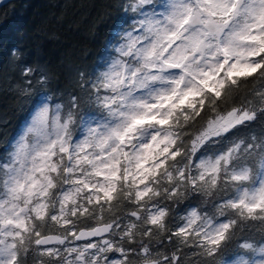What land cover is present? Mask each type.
I'll return each mask as SVG.
<instances>
[{
  "label": "snow or ice",
  "instance_id": "snow-or-ice-1",
  "mask_svg": "<svg viewBox=\"0 0 264 264\" xmlns=\"http://www.w3.org/2000/svg\"><path fill=\"white\" fill-rule=\"evenodd\" d=\"M117 7L64 87L20 68L0 264H264V0Z\"/></svg>",
  "mask_w": 264,
  "mask_h": 264
},
{
  "label": "trees",
  "instance_id": "trees-1",
  "mask_svg": "<svg viewBox=\"0 0 264 264\" xmlns=\"http://www.w3.org/2000/svg\"><path fill=\"white\" fill-rule=\"evenodd\" d=\"M118 0H13L0 7V152L20 132L30 104L17 96L20 68H44L53 87L105 55ZM18 50L21 59L12 57Z\"/></svg>",
  "mask_w": 264,
  "mask_h": 264
},
{
  "label": "water",
  "instance_id": "water-1",
  "mask_svg": "<svg viewBox=\"0 0 264 264\" xmlns=\"http://www.w3.org/2000/svg\"><path fill=\"white\" fill-rule=\"evenodd\" d=\"M10 1H13V0H0V7L9 3Z\"/></svg>",
  "mask_w": 264,
  "mask_h": 264
}]
</instances>
